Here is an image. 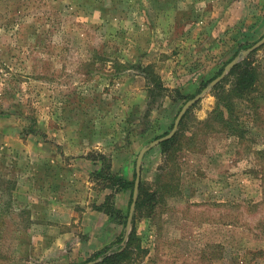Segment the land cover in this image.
<instances>
[{"label": "rangeland", "instance_id": "374dc122", "mask_svg": "<svg viewBox=\"0 0 264 264\" xmlns=\"http://www.w3.org/2000/svg\"><path fill=\"white\" fill-rule=\"evenodd\" d=\"M262 36L264 0H0V264L88 262L91 209L114 240L134 227L120 264H264ZM233 59L258 83L230 115V69L144 152L127 226L134 184L110 172L132 180ZM106 196L112 214L94 207Z\"/></svg>", "mask_w": 264, "mask_h": 264}, {"label": "trees", "instance_id": "16d2710c", "mask_svg": "<svg viewBox=\"0 0 264 264\" xmlns=\"http://www.w3.org/2000/svg\"><path fill=\"white\" fill-rule=\"evenodd\" d=\"M244 67L245 68H241V67H239V65L234 66L230 70V72L226 76V78L224 79V82H226L225 80H227V77L229 75L235 74L234 80L232 82V87L229 90H226L222 86V83L221 84L218 83L216 85V88L220 87V89H221L219 100L226 106L227 112L230 115H233V109H232L233 104H234L233 98L234 97L235 98H241L246 93H248L246 91L249 87H251L255 83L256 84L258 83L257 70L254 67H252L251 65H246ZM221 71H219L218 74H220ZM224 82H223V84H224ZM154 86H155L154 88H156V89L161 88V83L156 82L154 84ZM253 88H255V87H253ZM253 88H251V90H253ZM152 93H153V90H152ZM221 118H223V116ZM173 136L167 140L161 141L160 142L161 145H165L170 140H173ZM110 177H113V181H115L117 183L118 187L126 188L129 185L132 186L134 184L135 173H134V178L132 180L126 179L123 175H121L119 173H111L110 172ZM140 185H141V180H140L139 187H140ZM131 193H132V190H131ZM137 205H139V204L137 203ZM94 207L98 210H103L107 214H112V211H113L112 210V204L109 203V196H106L103 203L96 205ZM127 215H128V211H127L126 216ZM124 224H126V218H125ZM133 231H134V227H132L131 232H130L129 237H128V240L126 241V240H124L126 230H122L113 242H111L110 244L105 245L102 248L95 251L89 257V260H93V259H96L98 257H101V260L99 262L93 263V264H120L119 263L120 261H123V259H126L128 257V253H130V247L133 244V241L136 240V237H135ZM125 242H126V245H125L124 249L122 251L121 250L116 251V249L118 250V248H120ZM113 244H117V246L114 249L115 251L113 250L112 251L113 253L109 254L108 251L110 249H112Z\"/></svg>", "mask_w": 264, "mask_h": 264}, {"label": "crops", "instance_id": "0c3cea01", "mask_svg": "<svg viewBox=\"0 0 264 264\" xmlns=\"http://www.w3.org/2000/svg\"><path fill=\"white\" fill-rule=\"evenodd\" d=\"M64 213L65 214L55 213V216H57V218L54 221L56 222H52L51 224L54 226L55 225L60 226L63 223H69L71 220L76 221L74 219V215H75L74 211L68 209V210H65ZM78 219L79 217L77 218V220ZM81 223L83 224V227H82L83 231L85 233L87 232L88 234L90 233L89 239H85L84 241H81V243L87 248H91V247L93 248L95 246L101 247V246L108 245L111 242H113L114 237L119 232L118 230H115L113 232L112 227H111L110 233H108V230L106 229L107 228V216L101 211H97L93 209H91L90 211L84 212V214L81 216ZM61 231L63 232V230ZM63 240L64 239L62 238V236L58 237L56 239V243H59L60 245H62Z\"/></svg>", "mask_w": 264, "mask_h": 264}, {"label": "water", "instance_id": "95a60500", "mask_svg": "<svg viewBox=\"0 0 264 264\" xmlns=\"http://www.w3.org/2000/svg\"><path fill=\"white\" fill-rule=\"evenodd\" d=\"M264 43V36H262L257 42H255L251 48H249L248 50L254 49L258 46H260L261 44ZM236 59L231 60L226 66L225 68L222 70V72L220 73V75H218L217 77H215L208 86H206L205 88H203V90L201 92H199L198 94H196L193 98L187 100L183 106L181 107V109L179 110L175 120H174V124L172 129L170 130L169 133H167L164 136H161L155 140H153L152 142H150L149 146H145L143 147L136 159V164H135V179H134V187H133V192H132V201L130 204V209H129V215H128V220H127V226H129L130 224V219L132 216V212L136 203V198H137V192H138V186H139V181H140V174H141V161H142V157L144 152L151 146L163 141V140H167L170 137L173 136V134L175 133L178 124L182 118V116L184 115V113L186 112V110L195 102L197 101L209 88L210 86H213L214 84H216L218 81H220L226 74L227 72L231 69V67L236 63ZM95 263V261H88L82 264H93Z\"/></svg>", "mask_w": 264, "mask_h": 264}]
</instances>
